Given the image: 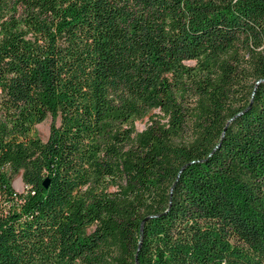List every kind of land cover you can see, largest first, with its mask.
Listing matches in <instances>:
<instances>
[{"label": "trees", "instance_id": "1", "mask_svg": "<svg viewBox=\"0 0 264 264\" xmlns=\"http://www.w3.org/2000/svg\"><path fill=\"white\" fill-rule=\"evenodd\" d=\"M136 262L264 264V0H0V264Z\"/></svg>", "mask_w": 264, "mask_h": 264}, {"label": "rangeland", "instance_id": "2", "mask_svg": "<svg viewBox=\"0 0 264 264\" xmlns=\"http://www.w3.org/2000/svg\"><path fill=\"white\" fill-rule=\"evenodd\" d=\"M154 114L160 115V111L158 108H154V110L149 112L148 116H146L143 119H139L138 121H136V123H135L136 129L137 130L143 129L149 123L150 116L154 115ZM52 122H53V118L50 115H47L46 119L44 121L35 125V132L39 135V137L43 141H46L47 137L49 136L48 132H49V129H50ZM59 123H60V117H58L55 120L56 125H58ZM12 183H13V187L16 191H22L25 188L24 183L20 178V173H17L16 175L13 176ZM112 189H114V188L112 187Z\"/></svg>", "mask_w": 264, "mask_h": 264}, {"label": "water", "instance_id": "3", "mask_svg": "<svg viewBox=\"0 0 264 264\" xmlns=\"http://www.w3.org/2000/svg\"><path fill=\"white\" fill-rule=\"evenodd\" d=\"M47 185H48V181H46V182L44 183V186H45V187H47ZM136 264H138V262H136Z\"/></svg>", "mask_w": 264, "mask_h": 264}]
</instances>
